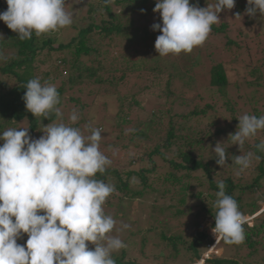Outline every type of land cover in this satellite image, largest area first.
<instances>
[{
	"label": "clouds",
	"instance_id": "9594fccd",
	"mask_svg": "<svg viewBox=\"0 0 264 264\" xmlns=\"http://www.w3.org/2000/svg\"><path fill=\"white\" fill-rule=\"evenodd\" d=\"M6 3L7 10L0 12V21L22 41L31 39L33 33L40 37L73 23V13L66 9L68 0ZM247 5L249 17L259 13L264 20V0H247ZM234 7L235 0H216L207 7H199L198 2L190 4V0H156L153 11L160 14L162 23H154L151 28L161 33L154 45L159 56L191 53L206 42L212 26L220 21L219 13ZM236 17L240 14L236 13ZM0 39H4L3 35ZM6 59L0 51V61ZM25 88L27 111L34 117L54 119L44 126L39 138L29 135V127L0 133V264H116L113 253L127 245L112 233L131 226L119 222L118 228V221L104 210L107 199L115 192L114 185L96 178L112 163L100 150L104 129L94 128L90 135H83L80 128L71 126L80 119L76 109L66 124L55 85L33 78ZM237 119V130L229 138L231 145H238L242 152L247 141L264 131V115L245 113ZM222 144L217 142L213 149L217 165L223 167L231 159L240 171L252 166L253 152L230 157ZM255 147L264 152V140ZM217 188L212 232L217 240L239 245L245 240L248 217L240 211L237 199L226 193L224 181H219ZM23 234L28 239L22 245L17 241ZM87 242L94 244V249ZM207 259L202 257L197 264H205Z\"/></svg>",
	"mask_w": 264,
	"mask_h": 264
},
{
	"label": "trees",
	"instance_id": "16d2710c",
	"mask_svg": "<svg viewBox=\"0 0 264 264\" xmlns=\"http://www.w3.org/2000/svg\"><path fill=\"white\" fill-rule=\"evenodd\" d=\"M196 3L197 2H193V4ZM155 4L156 0H112L110 4H105L104 0L90 2L88 4L89 9L87 10L90 20L92 21L90 26L88 28H77V35L68 43L60 44L58 48L54 47V42H57L59 38H61V33H63L62 30L40 37H36L33 33L31 39L22 41L18 38L17 33L5 26L8 37L12 40V43L5 44L0 41V48L8 46L11 50L14 49L16 52H13L14 55L6 59L5 64L0 66V122H4L10 126L27 120L30 123L31 129L33 131L37 130L38 122L32 113L27 111L23 96L26 92L25 86L27 82L30 79L36 78L34 74V65L37 63L39 56L43 55V53L45 54L46 52L47 56L44 63H46V60L50 59L54 52L61 55V57L51 65L55 70L47 73L46 79L50 77H53L50 79L54 81L60 79L63 75L60 72V68L63 66L64 69H68L70 73L67 82L65 81L64 85L58 89L61 96L63 92H65L66 85H69V89H72L79 82H82L81 80L85 79L84 76L87 75V78L93 79L101 70L105 69L106 65H108L106 64L108 61L107 56L104 59L97 58L91 63H82L81 60L87 59L92 51L101 54L104 41L105 43L107 41L109 42V45L107 44L108 47L117 40L127 41L129 51H125V54H121V56L114 58V56H110L111 54L104 51L105 55L109 54L108 56L112 63H114L113 61L118 62L122 60L118 63L121 64L124 69L123 76L120 80L123 81L125 79L126 73H128V76L137 72L145 75L148 74L151 78L152 85L155 83L157 88L164 92L163 98L166 100L165 103H171L173 108L170 107L168 110L161 109L158 113L160 114L159 116L156 112H153L147 120L136 122V127L131 132L132 141L129 142L127 146L123 147L121 151L126 152L133 148L139 151L143 149V153L141 157L134 158L135 160L130 163V168L127 172L121 173L118 168H113V170H106L104 174L98 173L96 178L103 179L106 183L114 185L115 190L118 191L119 194L112 195L113 199H119L120 201L118 202L121 206L127 205L125 206L126 208L130 206L133 209L141 206L143 199L149 193L148 188L153 186H148V184H146L149 177L152 173L155 174L160 170V174L157 178L164 186L159 190L160 195L155 198L156 203L162 200L165 201L168 196H171V198L178 197L179 207L182 205L186 206L190 200L193 201V204L197 203V205L200 206L197 211V218H195L191 226L189 225L190 227L195 226L197 228V231L191 235L189 243L184 241L183 235H174L171 238H166V235L163 233L161 236V239H168V242L173 245L176 251L172 259L179 257V247L183 244L187 248V255H191V261L195 263L201 259L202 254L214 243L213 240H209V234L202 231L201 221L212 219V226H215V212L217 210L215 208V193L218 191V182L224 181L226 184V193L237 199L240 211L244 213L248 210H252L250 213L252 216L257 214V209L259 207L257 205L258 198L256 197L257 190H255L254 185L248 186L241 182V175L243 172L239 170V166L235 165L231 159H228V164L223 167L217 165L215 153L210 147H207L208 140H212L213 143L216 141L213 139V135H210L208 132L204 133L205 131L202 132V130L196 131L192 127L194 121L197 124L204 121V119L208 118L211 120L212 117L217 118L221 114H231L236 111L235 107L237 105L233 104L232 101L227 98V95L221 93L222 89L226 90L229 86L228 77L223 65L218 64L212 66L210 82L212 90L214 91V89H217L222 96L218 94V92H216L215 95L211 92L210 97H212L213 100H210L202 109L196 108L193 112L171 116L174 112L173 109L176 102L179 101L183 104L185 101L184 95H178L171 90V80L176 78L185 84L186 87L181 90L182 92L194 89L191 81L193 77L191 73L194 72V68L199 65V61L197 59L194 60L191 57V53L188 55L185 54L179 61L173 60V62L168 58L159 56V53L151 57L143 56L144 53L141 51L144 46H147L150 41H155L157 36L161 34L158 30L150 31L152 28L148 25L149 21L152 22L153 19L160 15L158 12L153 11ZM82 5L85 6L86 4L82 2ZM117 8H122V10L118 12L116 11ZM142 9L144 11H141ZM243 9V5L239 6L237 12ZM6 10L7 8L2 9L1 12ZM102 10L107 14L106 19L102 14L100 15ZM93 15L95 16L93 17ZM226 28L227 25L224 24L220 28L213 27L215 32L224 31ZM95 35H98L99 40H101V44L96 45L100 47V50H96L94 46L89 45V43L95 39ZM93 43L94 42L91 44ZM232 44L233 42L228 43L227 48L231 47ZM138 47L141 48L139 49ZM66 50L69 51V55H64ZM133 60H135V62ZM168 61L171 63L170 67L173 73L166 75L163 71L168 66ZM260 66L256 67L257 70L254 71H252L250 67L245 68L248 69L249 74L254 78L256 77L255 83L257 85L264 86V76L260 72ZM170 67H167V69L170 70ZM114 71H117V68H115ZM83 73H86V75H83ZM166 80L167 84L163 85V81ZM14 82L16 83L15 86L10 88L9 84ZM98 82L103 83V81H96V83ZM111 84L119 87V83H115L114 79H112ZM147 85L144 87L142 83L138 82L135 87V92H131L132 95H128V97L126 96L124 99L119 100V127L132 123V120H130L128 116V112H131L134 107H141V98L155 93L153 89L149 90ZM60 105L61 104H59L58 107ZM247 114L256 115L257 117L261 116V113L257 111ZM167 116L168 120L166 121L165 118ZM237 118L238 117H233V119L229 120L223 128L217 131L218 135H227L232 125L235 123H237L236 125L238 126L239 121ZM42 119L47 124H50L54 116L50 118L42 117ZM210 125H213V122L210 123ZM3 127L4 126L0 123V128L2 129ZM176 129L181 132L179 136L176 134ZM162 130L165 131L163 136L159 134ZM234 133L235 131H233V134ZM178 139L180 140L178 141ZM149 142L153 143V145H150ZM227 152L229 155L232 154V152H229V149H227ZM255 153H258L257 156H259V158L264 157V152H259L256 149ZM262 163L263 161L261 160L260 166ZM259 169L263 171L262 166L259 167ZM223 173H226V175H223ZM122 174H124V176ZM186 175L188 176L186 177ZM185 178L193 179L194 181L196 179L195 182L197 185L195 189L198 188L200 191H197L192 196H188L187 192L190 188L185 184ZM171 186L179 188V191L173 192L170 188ZM191 190L192 192L194 191L193 189ZM127 196V204H125L123 199ZM246 196H250V202H247V199V201L242 199ZM137 199H140L139 203L136 202ZM151 207L152 208L149 209L154 210L153 206ZM177 211L179 214H185L183 210ZM244 231L245 240L243 243L239 245H229L221 240L219 245L221 244L223 246L224 254L221 257L213 256L206 260L205 264H241L235 257L243 256L245 251H248L249 258L256 257V264H264V256H260L262 257L260 260L257 258L258 255H256L261 252L264 253V213L260 215L259 218H256L252 227L245 224ZM140 234L141 232L139 230L134 231L133 229L126 235V242L132 243L135 241L132 239L133 237H140L141 246L145 247L149 238L143 235L141 236ZM124 235L125 234L121 235V239L124 238ZM160 245L163 246V243H160ZM257 245H262V248L258 252ZM126 256L127 253L125 252H122L120 256L113 254L116 264H140L137 260L126 261ZM167 258L170 257L168 256ZM139 259H141L144 264H149L151 261L150 257H142Z\"/></svg>",
	"mask_w": 264,
	"mask_h": 264
},
{
	"label": "rangeland",
	"instance_id": "374dc122",
	"mask_svg": "<svg viewBox=\"0 0 264 264\" xmlns=\"http://www.w3.org/2000/svg\"><path fill=\"white\" fill-rule=\"evenodd\" d=\"M82 2L86 5L83 6ZM90 2H96V0H80L79 3H74V0H68V4L66 5V9L73 13V23L70 27L61 29L63 33H61V38L57 42H54V47L58 48L60 44L68 43L73 37H75L78 33L77 28H88L92 21L90 20V16L87 12L89 9L88 4ZM193 2H198L199 7H207L215 4L216 0H190V4ZM82 5V6H81ZM244 6V9L237 12L239 6ZM81 6V7H78ZM247 0H235V7L231 10H224L219 13L220 21L217 24L212 26V31L209 34L206 42L197 46L191 52V57L194 60L199 61V65L194 68V72L191 73L193 76L191 79L194 89L187 90L182 92L181 90L186 87L183 82H180L178 79L171 80V90L178 95H184L185 101L184 103L176 102L174 105V112L172 115L183 114L188 112H193L196 108H203L213 100L210 97V93L216 94L217 89L214 91L210 86L211 82V68L213 65L221 64L224 66V70L228 77L229 86L226 90L222 89L221 93L227 95L233 104L237 105L233 113L221 114L217 118H211V120L204 119L196 124L194 121V125L192 127L194 130L202 132L210 133L213 135V139L216 140L214 143L212 140L207 141V147L213 151L217 142L223 143L222 146L226 149H229V152H232L230 157L233 155H240L247 153L249 151L254 153V158L252 161V166L244 171L241 179V182L247 184L248 186L254 185L255 190H257L256 197L258 211L257 214L252 216L251 211L248 210L243 214L248 217V222L245 223L249 226V224L254 225L256 218H259L260 215L264 213V204H261V201H264V160L262 158L255 159V156L258 153H255L256 147L255 145L259 143L261 140H264V131L258 133V136L250 141H247L244 145L243 151H239L238 145H231V140L229 138L230 134H233V131L237 130V123L232 125V128L229 130L228 134L225 136L218 135V130L223 128L229 120L233 119V117H239L245 113L251 112H260L261 115H264V86H259L255 82L256 77L254 78L249 71L245 67H250L252 71L257 70L256 67L264 64V20L260 18V14L257 13L256 17H249L245 9L247 7ZM7 8L6 0H0V12L2 9ZM122 8H117L116 11H121ZM236 12L240 14V17H236ZM103 15L104 18H107V14L105 11H101L100 15ZM95 15H93L94 17ZM149 21V27H151L154 23H162L161 16ZM227 25V28L224 31L215 32L214 28H220L222 25ZM6 24L3 21H0V35H3L4 39H0V41L5 44L12 43V40L9 39L8 34L5 29ZM77 26V27H76ZM152 29H150L151 31ZM101 40H99V36L95 35V39L92 40L93 44L89 43V45L94 46L95 49H99V45ZM233 42L231 47L227 48L228 43ZM109 42H103L104 47L101 49V54L91 52L90 56L87 59L81 60L82 63H91L94 62L97 58L104 59L106 56L108 61L106 62L105 69L101 70L98 75L93 78H87L86 73H83L85 79L81 80L77 85H75L72 89H69V85H66L65 92L60 96L61 105L59 106L63 112V121L67 124L70 123L69 115L73 109L78 110L80 114L79 121L71 125L73 127L80 128L83 135L87 136L91 134V129L94 128H102L104 132L102 133V139L100 141V150L112 161L111 165L107 167L106 170L113 168H118L121 173L127 172L130 168V163L134 161V158H138L142 156L143 149L134 150L133 148L128 151H121V149L128 145L131 142V132L136 127V122L147 120L153 112L157 114L161 109L168 110L170 107L173 108L171 103H165L164 92L157 88L155 83L152 85L151 78L148 74L142 73H133L128 76L126 73L125 79L122 81L120 78L123 76V67L121 64H118L122 60L118 62H111L110 56L118 57L121 54H125V51H129L127 41L117 40L115 43H112L110 47ZM155 41H150L147 46H144L141 51L144 53V57H151L154 54H157L155 47ZM139 49L141 47H138ZM135 49V48H134ZM47 50V49H46ZM137 50V49H135ZM0 51H3L4 55L8 58H11L16 52L14 49L11 50L10 47L6 46L5 48H0ZM105 52L109 54L105 55ZM71 53V50H70ZM190 53H180L169 54L168 56H163L165 58L170 59L171 62L173 60L179 61L182 56ZM64 55H69V51L66 50ZM46 52L43 55H40L37 59V63L34 65V74L36 78L41 80V83H48L55 85L57 90L64 85V82H67V78L70 76L68 69H64V66L60 68V72L62 77L56 81H54L53 77L45 78L46 74L54 71L51 65H53L54 61H56L61 55L59 53H53L50 59L46 60ZM200 57V58H198ZM71 58V55H70ZM167 59V60H168ZM135 62V60H133ZM137 61V60H136ZM5 61H0V66L5 64ZM201 62V63H200ZM90 65V64H89ZM171 63L168 61V66L170 67ZM164 69V73L169 75L173 73L172 68L170 70ZM52 68V69H51ZM117 68V71L114 69ZM164 68V67H163ZM261 74L264 76V65L259 67ZM79 74V73H77ZM76 74V75H77ZM53 76V75H52ZM129 77V78H128ZM112 79H114L115 83H119V87L111 84ZM169 80L168 78H166ZM167 80L163 81V85L167 84ZM8 82L7 80H5ZM96 81H103V83H96ZM18 82V81H15ZM10 83V88H13L16 83ZM140 82L145 87L147 84V88L149 90H154L153 95H146L141 98L142 105L141 107H134V109L128 112V116L132 123L128 125H123L119 127V109H120V101L124 99L128 95H132L131 92H135V87L137 83ZM147 83V84H146ZM148 90V91H149ZM146 91V92H148ZM149 94V93H147ZM218 94H220L218 92ZM221 95V94H220ZM222 96V95H221ZM166 104V105H165ZM160 114H158L159 116ZM38 124L37 130L33 131L31 129L29 121L25 120L19 124H14L8 126L4 122H0L2 129L0 128V133L9 129V128H22L29 127V135L33 138H39L43 135L42 130L44 126L48 124L42 119V117H35ZM168 120V116L165 118ZM36 122V123H37ZM213 122V125L210 123ZM126 130H130L126 133ZM160 135H164L165 131H161ZM176 134L179 136L181 132L176 129ZM161 136V137H162ZM229 138V139H228ZM180 139H178L179 141ZM181 142V141H180ZM3 141H0V145H2ZM150 143V142H149ZM153 143H150V145ZM123 150V149H122ZM134 151V152H133ZM137 153V154H136ZM261 160L263 161L262 167L263 171L259 169ZM136 167V166H135ZM137 169V167H136ZM219 172V171H218ZM159 172L153 174L149 177L146 184L153 185L148 188L149 193L143 199L141 206L139 208H133L128 206H121L118 201L119 199H113L112 195L119 194L118 191L115 192L107 199L104 210L106 214L112 215L114 219L118 221L117 227L119 228L121 225L119 222H123L129 224L131 227L128 229H124L120 232H113V235H118L121 238L122 234L124 238L122 240L126 243L127 247L125 249H121L119 252L113 253L115 255L120 256L122 252L127 253L125 258L126 261H139L140 264L142 257H150L151 261L149 264H197V262L193 263L191 261V255H187L186 246L181 244L179 247V257L176 259H172V256H175L176 251L172 244H170L168 239H161L162 234L166 235V238H171L174 235H183L184 241L188 243L191 240V235L197 231L195 226L190 227L195 218H197V211L200 206L197 203L193 204L192 200L188 201L186 206H178V197L168 196L164 201H160L158 203L155 202L156 196L160 195V188H163V183L157 178ZM124 176V174H122ZM226 175V173H223ZM188 175H186L187 177ZM185 177V176H184ZM184 181L190 188L187 192L188 196H192L197 191H200L198 188L195 189L197 183L193 179H187ZM187 181V183H186ZM142 183V182H141ZM259 186V187H258ZM261 187V188H260ZM159 188V189H158ZM173 192L179 191V188H175L174 186L170 187ZM193 189L194 191L192 192ZM175 194V193H171ZM250 196L243 197L242 199L247 202H250ZM249 198V199H248ZM113 199V200H112ZM127 197H124L125 204H127ZM140 199H137L136 202L139 203ZM153 209H149L152 208ZM172 206V208H171ZM131 209V210H128ZM177 210H183L185 214L177 213ZM200 219V218H199ZM202 231L207 232L209 234V240H213L214 244H211L210 248L207 249L201 256L207 257L208 259L213 256L221 257L224 254V248L217 240L216 235L212 232V224L213 220H205L201 221ZM190 225V226H189ZM139 230L141 232V236H146L149 240L146 242V246H141L140 237H133L135 240L132 243L126 242V235L130 233L132 230ZM28 237L27 234H23L22 239H19L17 242L19 244H26ZM90 249H94L95 245L91 242H87ZM163 243V246L160 245ZM264 243V240H263ZM189 246V244H188ZM157 247V248H156ZM262 248V245H257V252ZM129 252V253H128ZM264 253L261 252L257 258H261L264 256ZM170 258H167V257ZM262 256V257H260ZM233 257V256H232ZM184 258V259H182ZM256 258V257H255ZM255 258L248 257V251L244 252L243 256L235 257L236 260H239L241 264H256ZM207 259V260H208ZM260 259V260H261ZM206 262V261H205Z\"/></svg>",
	"mask_w": 264,
	"mask_h": 264
},
{
	"label": "built area",
	"instance_id": "2783aa9c",
	"mask_svg": "<svg viewBox=\"0 0 264 264\" xmlns=\"http://www.w3.org/2000/svg\"><path fill=\"white\" fill-rule=\"evenodd\" d=\"M214 245H215V243H214Z\"/></svg>",
	"mask_w": 264,
	"mask_h": 264
}]
</instances>
